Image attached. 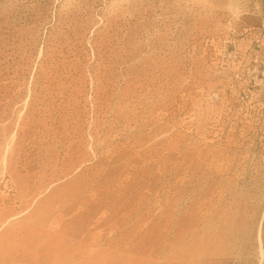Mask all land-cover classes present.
<instances>
[{
    "label": "rangeland",
    "instance_id": "obj_1",
    "mask_svg": "<svg viewBox=\"0 0 264 264\" xmlns=\"http://www.w3.org/2000/svg\"><path fill=\"white\" fill-rule=\"evenodd\" d=\"M264 0H0V264H264Z\"/></svg>",
    "mask_w": 264,
    "mask_h": 264
},
{
    "label": "bare ground",
    "instance_id": "obj_2",
    "mask_svg": "<svg viewBox=\"0 0 264 264\" xmlns=\"http://www.w3.org/2000/svg\"><path fill=\"white\" fill-rule=\"evenodd\" d=\"M260 228L258 229V241H259V252H260V258H261V261L264 257V251H263V248H262V244H261V239H260Z\"/></svg>",
    "mask_w": 264,
    "mask_h": 264
}]
</instances>
